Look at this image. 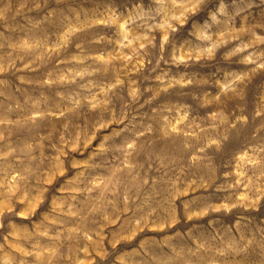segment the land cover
<instances>
[{
    "label": "rangeland",
    "instance_id": "obj_1",
    "mask_svg": "<svg viewBox=\"0 0 264 264\" xmlns=\"http://www.w3.org/2000/svg\"><path fill=\"white\" fill-rule=\"evenodd\" d=\"M0 264H264V0H0Z\"/></svg>",
    "mask_w": 264,
    "mask_h": 264
}]
</instances>
